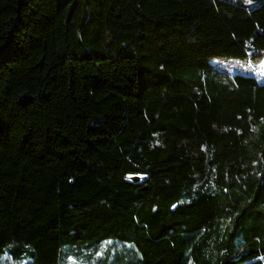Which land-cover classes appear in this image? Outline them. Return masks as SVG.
<instances>
[{
	"label": "trees",
	"instance_id": "obj_1",
	"mask_svg": "<svg viewBox=\"0 0 264 264\" xmlns=\"http://www.w3.org/2000/svg\"><path fill=\"white\" fill-rule=\"evenodd\" d=\"M264 0H0V264H264Z\"/></svg>",
	"mask_w": 264,
	"mask_h": 264
},
{
	"label": "rangeland",
	"instance_id": "obj_2",
	"mask_svg": "<svg viewBox=\"0 0 264 264\" xmlns=\"http://www.w3.org/2000/svg\"><path fill=\"white\" fill-rule=\"evenodd\" d=\"M212 64L223 73L229 75L240 73L256 77L259 82H264V56L261 60L256 62L231 58H214Z\"/></svg>",
	"mask_w": 264,
	"mask_h": 264
},
{
	"label": "snow or ice",
	"instance_id": "obj_3",
	"mask_svg": "<svg viewBox=\"0 0 264 264\" xmlns=\"http://www.w3.org/2000/svg\"><path fill=\"white\" fill-rule=\"evenodd\" d=\"M249 2H251V0H249Z\"/></svg>",
	"mask_w": 264,
	"mask_h": 264
}]
</instances>
